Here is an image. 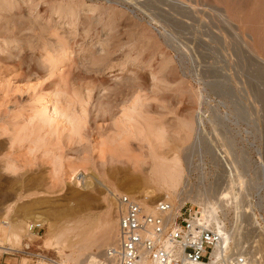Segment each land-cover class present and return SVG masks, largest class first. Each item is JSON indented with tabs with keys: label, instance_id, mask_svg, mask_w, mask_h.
I'll return each mask as SVG.
<instances>
[{
	"label": "rangeland",
	"instance_id": "obj_1",
	"mask_svg": "<svg viewBox=\"0 0 264 264\" xmlns=\"http://www.w3.org/2000/svg\"><path fill=\"white\" fill-rule=\"evenodd\" d=\"M146 137L178 156L182 205L210 204L227 249L264 264V0H0V228L44 225L40 241L5 248L60 262L43 242L76 221L113 244L115 199L96 179L154 213L168 195L134 174Z\"/></svg>",
	"mask_w": 264,
	"mask_h": 264
},
{
	"label": "built area",
	"instance_id": "obj_2",
	"mask_svg": "<svg viewBox=\"0 0 264 264\" xmlns=\"http://www.w3.org/2000/svg\"><path fill=\"white\" fill-rule=\"evenodd\" d=\"M114 213L115 242L89 259V264H211L212 253L223 240V235L207 225L201 213L186 203L174 207L160 201L154 206V213H149L129 196L121 195L116 198ZM26 231L38 242L44 225L29 223ZM222 249L218 264H251L244 253ZM10 254L57 264L40 250L18 249Z\"/></svg>",
	"mask_w": 264,
	"mask_h": 264
},
{
	"label": "bare ground",
	"instance_id": "obj_3",
	"mask_svg": "<svg viewBox=\"0 0 264 264\" xmlns=\"http://www.w3.org/2000/svg\"><path fill=\"white\" fill-rule=\"evenodd\" d=\"M259 60L261 61L262 59H259ZM40 101L43 103V107L41 106V108H43V111L47 112L49 110V104L51 103L50 95L48 96L45 95ZM199 116L198 118H200ZM194 119L193 121H189V122L187 120L188 123L183 124V128L180 129L184 135L185 142H187L191 138L192 134L194 136V134H197V133L199 134L200 132V124H201L199 122L200 120L198 121ZM152 129L148 128V131L150 130V132L148 133V135L144 133V138L145 136H147L149 140H152V137H155L158 134L157 130H156L157 134H155V132H152L154 131L155 128H152ZM146 131L147 130L145 129V132ZM147 137L145 140L147 142V145L148 143H150L151 146L153 144V147L149 146L148 148V153H147V158H146L148 162L145 163L148 166V168L146 170L145 169L146 167L144 166L138 167L137 170L134 171L135 177L143 181V184H145L144 186L146 188H153L155 192L158 191L159 194L160 193L167 194L168 195V197H166L167 202L168 201L171 202V199H176L178 202H180L179 205H182L183 202L181 201L183 199L181 197L184 192L183 190L186 189L188 183L186 185L184 184L185 186L183 185L182 189H180L182 185V180L184 177H183L182 164L178 156H176V153H175V155L173 156L171 160L165 161L166 159L164 160L161 156L157 155L158 149H156L157 152L156 150H154V147L156 148L157 144L154 145L153 142L156 141V143H159V141H157L159 139V136L157 137L158 138L157 140L153 138L155 141L153 140L152 143L151 141H147L148 140ZM221 158H224V157H221ZM222 161L225 162V160H222ZM188 169L190 170V166ZM96 183L99 187L106 190L108 194L111 197H113L116 201V198L118 196L112 195V193H110L111 191H109L108 187L105 185L104 182L96 179ZM149 194H150L149 191L146 192V194L143 196L144 198L143 201H146L147 199L150 198ZM224 197L227 198V195H225ZM196 202H198L199 207L201 206V210L199 212L201 213L203 221L207 225L211 226V228L219 231L221 235H223L222 243L218 247H216L212 253V263L211 264H218L217 261L221 258V255L223 253L222 248L227 250V245L229 243L230 234L224 232L223 229H219V227L218 228L213 227V225L215 224V223L213 224L214 218H213L212 213L208 212V211L211 212L209 208L213 209L210 204L208 203L200 204L199 200H196ZM170 204L172 205V203ZM144 207H146V211H148L149 213L153 212V210H151L147 206L144 205ZM210 214L212 215V218L209 216ZM94 231H95V227L93 225H85L84 221H79V222L76 221V222H71V223L69 222L65 224L64 226H61V225L53 226L52 228H49V231H48L49 234H48V237L44 240L43 246L46 248H54L57 250L58 255L62 259L60 262H56L57 264H78V263L79 264H89L88 263L89 259H92L97 254H101L103 252L102 251L101 253H91L89 255L90 251L93 248H96L97 250L98 249L100 250L106 247L108 248V246L112 245L111 242L113 240L112 237L110 236H105L103 239H98L95 236ZM30 236L32 235L29 234L28 232H26L25 234H22V232H20V228L18 227L17 228L8 227L5 229L0 228V251L2 252L16 251L14 248H12V245L20 244L22 242V238L30 237ZM5 242L6 244L9 242L7 246H9V244L11 243L12 244L10 246L11 248L10 247L5 248L4 247ZM66 252H68L69 254H66ZM86 253H88V256L85 255ZM84 255L86 256L85 258H83ZM82 258L83 260H81Z\"/></svg>",
	"mask_w": 264,
	"mask_h": 264
},
{
	"label": "crops",
	"instance_id": "obj_4",
	"mask_svg": "<svg viewBox=\"0 0 264 264\" xmlns=\"http://www.w3.org/2000/svg\"><path fill=\"white\" fill-rule=\"evenodd\" d=\"M0 264H8L7 262H2L1 260H0ZM12 264V263H11Z\"/></svg>",
	"mask_w": 264,
	"mask_h": 264
}]
</instances>
